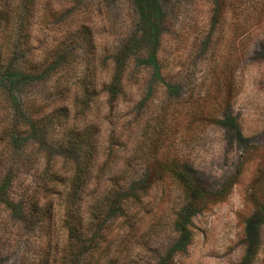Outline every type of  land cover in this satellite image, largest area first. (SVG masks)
<instances>
[{"label":"rangeland","instance_id":"rangeland-1","mask_svg":"<svg viewBox=\"0 0 264 264\" xmlns=\"http://www.w3.org/2000/svg\"><path fill=\"white\" fill-rule=\"evenodd\" d=\"M4 7L15 20L0 34V90L11 92L1 97L0 130L19 103L52 92L54 77L15 71L16 19L25 8L24 47L36 60L66 38L81 71L86 34L70 37L82 26L98 49L108 48V60L130 49L122 90L106 97L96 87L87 115L99 131V185L122 170L144 191L126 220L113 208L92 229L114 238L111 249L122 239V264H264V0H0ZM11 136L12 160L26 142ZM172 168L190 174L196 195L168 176ZM53 202L60 244L62 206ZM4 214L0 207V222ZM19 254L5 249L0 264H19Z\"/></svg>","mask_w":264,"mask_h":264},{"label":"trees","instance_id":"trees-1","mask_svg":"<svg viewBox=\"0 0 264 264\" xmlns=\"http://www.w3.org/2000/svg\"><path fill=\"white\" fill-rule=\"evenodd\" d=\"M139 6L143 10L141 3ZM14 16V10L0 9L1 35L6 33ZM29 16L30 11L25 8L16 19L19 40L12 52H20L22 58L15 71L47 81L54 78L52 92L42 101L45 104L25 99L23 104L19 103L11 122L0 130V207L5 213V220L0 222V255L5 249L9 254L20 251L19 264H122L119 255L122 239L111 249L114 238L108 239L105 233L93 234L92 229L102 224L113 208L120 210L126 220L128 207L140 203L144 191L131 187L122 170L99 185L102 173L95 168L99 131L87 115L96 87L103 89L106 97L122 90L130 49L124 47L110 53L108 60L104 56L106 51L101 50L108 48L98 49L82 26L70 37L74 42L82 33L86 34L84 42L78 45L81 71L77 72L71 59L72 46L70 42H67L70 46L65 44L66 38L44 47L36 60L24 47L30 37ZM98 64L104 73L98 71ZM11 66L7 73L11 72ZM99 79H107L100 83L101 87L97 84ZM71 85L78 92L71 91L70 95ZM10 94L5 85L0 90V103L1 97ZM13 131L23 137L26 151L11 160ZM54 131L59 136L52 135ZM142 144L146 147L145 142ZM167 173L196 195L198 187L188 172L172 168ZM91 186L94 188L90 189ZM54 200L62 206L60 225L64 239L60 244L55 235ZM4 233L8 236L4 237Z\"/></svg>","mask_w":264,"mask_h":264}]
</instances>
